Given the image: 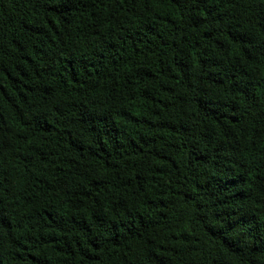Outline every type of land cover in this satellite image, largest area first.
I'll use <instances>...</instances> for the list:
<instances>
[{"label":"trees","instance_id":"16d2710c","mask_svg":"<svg viewBox=\"0 0 264 264\" xmlns=\"http://www.w3.org/2000/svg\"><path fill=\"white\" fill-rule=\"evenodd\" d=\"M0 264H264V0H0Z\"/></svg>","mask_w":264,"mask_h":264}]
</instances>
